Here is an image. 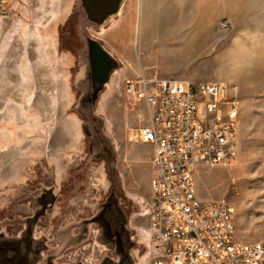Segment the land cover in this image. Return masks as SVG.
Returning a JSON list of instances; mask_svg holds the SVG:
<instances>
[{"label": "rangeland", "instance_id": "374dc122", "mask_svg": "<svg viewBox=\"0 0 264 264\" xmlns=\"http://www.w3.org/2000/svg\"><path fill=\"white\" fill-rule=\"evenodd\" d=\"M90 4L15 0L1 22L0 264H153L149 113L123 87L140 72L237 87V157L195 185L264 241V0Z\"/></svg>", "mask_w": 264, "mask_h": 264}, {"label": "built area", "instance_id": "2783aa9c", "mask_svg": "<svg viewBox=\"0 0 264 264\" xmlns=\"http://www.w3.org/2000/svg\"><path fill=\"white\" fill-rule=\"evenodd\" d=\"M13 1L0 0V25ZM123 87L149 113L137 136L153 146L150 228L161 246L153 264H264V241L236 237L234 204L202 199L195 185L199 164L227 165L237 157V87L143 72L126 77Z\"/></svg>", "mask_w": 264, "mask_h": 264}, {"label": "water", "instance_id": "95a60500", "mask_svg": "<svg viewBox=\"0 0 264 264\" xmlns=\"http://www.w3.org/2000/svg\"><path fill=\"white\" fill-rule=\"evenodd\" d=\"M90 1L92 3L90 4L92 8L98 9L99 11L105 10L107 13L114 11L118 7L119 3V0H95L94 3L92 0Z\"/></svg>", "mask_w": 264, "mask_h": 264}, {"label": "crops", "instance_id": "0c3cea01", "mask_svg": "<svg viewBox=\"0 0 264 264\" xmlns=\"http://www.w3.org/2000/svg\"><path fill=\"white\" fill-rule=\"evenodd\" d=\"M184 15V14H183ZM182 15V16H183ZM178 23L181 25L182 24V20L179 19ZM153 155V154H152ZM151 159H152V156H151ZM151 164H152V160H151ZM152 168H153V164H152ZM153 173H154V168H153ZM153 176V174H152ZM152 179V178H151ZM150 189H151V182H150ZM149 231L151 232V234H153L151 228H150V225H149ZM154 240V246L152 248V259H154V257L159 254L161 252V246L159 245V243L155 240V238H153ZM153 262V261H152ZM152 264V263H151Z\"/></svg>", "mask_w": 264, "mask_h": 264}, {"label": "bare ground", "instance_id": "6f19581e", "mask_svg": "<svg viewBox=\"0 0 264 264\" xmlns=\"http://www.w3.org/2000/svg\"><path fill=\"white\" fill-rule=\"evenodd\" d=\"M122 2H123V0H121V2H120V4H119V6H121V5H122ZM119 6H118V8H119ZM154 17H155V16H154ZM154 17H153V18H154ZM151 19H152V18H151ZM158 19H159V18H158ZM161 19H162V18H161ZM154 20H155V19H154ZM162 20H163V19H162ZM151 21H152V20H151ZM158 22H161V21H158ZM158 22H157V24H156V25H157V27H158V26H160V25H158ZM161 23H162V22H161ZM161 23H160V24H161ZM153 24H154V23H153ZM154 26H155V25H154ZM155 28H156V27H155ZM156 30H157V29H156Z\"/></svg>", "mask_w": 264, "mask_h": 264}]
</instances>
